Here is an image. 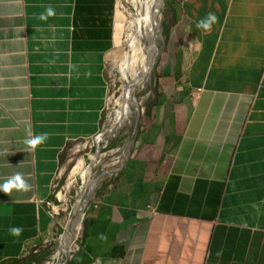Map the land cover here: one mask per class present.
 <instances>
[{
	"label": "crops",
	"instance_id": "crops-1",
	"mask_svg": "<svg viewBox=\"0 0 264 264\" xmlns=\"http://www.w3.org/2000/svg\"><path fill=\"white\" fill-rule=\"evenodd\" d=\"M117 3L0 0V184L30 185L0 191V264H24L50 230L63 149L100 128ZM164 3L175 48L67 264H264V0Z\"/></svg>",
	"mask_w": 264,
	"mask_h": 264
},
{
	"label": "rangeland",
	"instance_id": "rangeland-1",
	"mask_svg": "<svg viewBox=\"0 0 264 264\" xmlns=\"http://www.w3.org/2000/svg\"><path fill=\"white\" fill-rule=\"evenodd\" d=\"M146 1L118 0L115 33L117 42L115 52L110 55L106 64L108 92L100 128L94 136L69 141L64 147L59 171L46 205L52 218V227L27 249L24 264L68 263L82 232L85 208L98 188L116 172L130 151L145 96L153 88L154 74L160 70L164 59L176 44L172 33H168L176 20L168 15L163 0L160 9L158 50L156 53L152 52L154 62L145 80L136 78L135 75L140 72L142 59L145 57V44L152 40L154 31L151 19L146 13ZM153 22L155 25L154 19ZM127 82H135L132 94L136 105L126 104L128 97L131 98ZM126 145L128 147L125 149ZM94 157L96 162L92 167ZM79 161H83V164L77 167ZM91 169L93 174L105 173L96 182L93 193L87 197L83 211L75 215L77 199L90 192L91 182H87L86 175ZM72 216L76 218L73 217V227L69 226ZM36 254L39 256L36 257Z\"/></svg>",
	"mask_w": 264,
	"mask_h": 264
},
{
	"label": "bare ground",
	"instance_id": "bare-ground-1",
	"mask_svg": "<svg viewBox=\"0 0 264 264\" xmlns=\"http://www.w3.org/2000/svg\"><path fill=\"white\" fill-rule=\"evenodd\" d=\"M162 3H163V0H147L146 1V13H147V16H149V18L151 19L154 31H153V34H152V40L148 41L145 44V48H146V50L144 49L145 50V57L142 59V66H141L142 68H141L140 72L135 75L136 78H142V79L145 80V78L147 77V75H148V73L150 71V68H151V66H152V64L154 62V57H152V52L155 51V53H156L157 50H158V48H157V39H158V37H160V9L162 7ZM144 6H145V4H144ZM153 19L155 20V25H154ZM134 81H136V80H134ZM134 84H135V82L128 85V86H130V87H128L130 89V91H128V92H131V94H130L131 98L128 97V99L126 101L127 105L129 103H132V104L136 105V100L134 99V96L132 94V92H133L132 90H133ZM128 145L125 146V149L128 147ZM92 162H93V164H91V166L93 167L95 165V162H96V158L95 157L92 159ZM81 164H83V161H79L78 164H77V167L80 166ZM104 173L101 172V173L93 174L92 173V169H91L89 171V173L86 175L87 182H91V189H90V192L88 194L85 193V194H83L81 197H79L77 199V202L75 204V208L77 210V214H75V215H79L83 211V208H84V206L86 204L87 197L91 193H93L92 191H93V189L95 187L96 182L99 180L100 177H102V175ZM73 217L74 216H72L71 222L69 223V226H71V227H73V222H74ZM65 236L67 237V235H65ZM60 240H62V239L60 238ZM68 248H69V246H68Z\"/></svg>",
	"mask_w": 264,
	"mask_h": 264
},
{
	"label": "clouds",
	"instance_id": "clouds-1",
	"mask_svg": "<svg viewBox=\"0 0 264 264\" xmlns=\"http://www.w3.org/2000/svg\"><path fill=\"white\" fill-rule=\"evenodd\" d=\"M55 10L48 6L46 8V14H42L40 16V19L46 20L48 17L54 16ZM217 22V17L214 13H208L205 18L199 20L197 22V28H202L204 30H210L211 26ZM48 139L47 133L34 135L31 138H27L24 140V143L29 147L30 150H35V148L44 143ZM30 185L27 184V182L24 180L22 175L20 173H16L13 176H11L9 179H7L3 184H0V191H3L5 194H11V191L13 189L17 190H23L27 191L29 190ZM12 235L19 236L21 232L23 231L22 228L19 227H13L9 230ZM105 237L101 235V239H104Z\"/></svg>",
	"mask_w": 264,
	"mask_h": 264
},
{
	"label": "water",
	"instance_id": "water-1",
	"mask_svg": "<svg viewBox=\"0 0 264 264\" xmlns=\"http://www.w3.org/2000/svg\"><path fill=\"white\" fill-rule=\"evenodd\" d=\"M136 129H137V128L135 127V129H134V133L136 132Z\"/></svg>",
	"mask_w": 264,
	"mask_h": 264
},
{
	"label": "trees",
	"instance_id": "trees-1",
	"mask_svg": "<svg viewBox=\"0 0 264 264\" xmlns=\"http://www.w3.org/2000/svg\"><path fill=\"white\" fill-rule=\"evenodd\" d=\"M61 158H62V156H61ZM27 264H28V262H27Z\"/></svg>",
	"mask_w": 264,
	"mask_h": 264
}]
</instances>
